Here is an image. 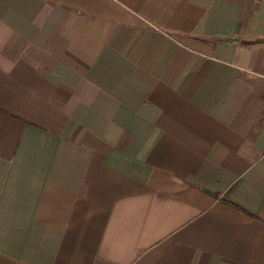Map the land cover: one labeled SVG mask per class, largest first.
<instances>
[{
    "label": "crops",
    "instance_id": "0c3cea01",
    "mask_svg": "<svg viewBox=\"0 0 264 264\" xmlns=\"http://www.w3.org/2000/svg\"><path fill=\"white\" fill-rule=\"evenodd\" d=\"M0 264H264V0H0Z\"/></svg>",
    "mask_w": 264,
    "mask_h": 264
}]
</instances>
